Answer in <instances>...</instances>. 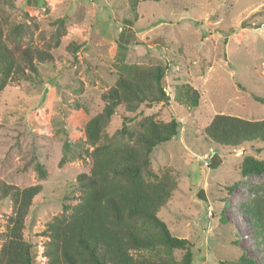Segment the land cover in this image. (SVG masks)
<instances>
[{
  "label": "rangeland",
  "instance_id": "1",
  "mask_svg": "<svg viewBox=\"0 0 264 264\" xmlns=\"http://www.w3.org/2000/svg\"><path fill=\"white\" fill-rule=\"evenodd\" d=\"M18 23L30 27L36 45L60 32L54 59L38 64L31 81L9 83L0 92V179L18 187L42 185L23 229L34 264H45V224L62 204L77 201L76 175L91 166L86 156L60 166L64 143L76 148L87 120L102 110L101 93L115 82L117 57L166 66L165 100L142 105L134 120L150 115L177 121L176 135L150 154L152 169H171L177 184L158 217L192 244L193 264H219L240 254L264 264V241L257 242L243 211L252 188L264 185V172L240 173L246 156L264 159V146L253 141L226 148L204 135L218 113L264 119V106L254 99L264 96V0H0L1 36ZM72 43L79 46L73 53L67 48ZM180 83L198 90L196 107L175 99ZM120 125L114 114L104 132L111 135ZM36 163L46 171L42 179ZM235 181L228 194L226 186ZM10 214V203L0 201V233ZM181 253L174 252L177 258Z\"/></svg>",
  "mask_w": 264,
  "mask_h": 264
},
{
  "label": "trees",
  "instance_id": "2",
  "mask_svg": "<svg viewBox=\"0 0 264 264\" xmlns=\"http://www.w3.org/2000/svg\"><path fill=\"white\" fill-rule=\"evenodd\" d=\"M128 20L124 21L131 25ZM1 31L0 92L9 83L31 81L38 64L54 59L51 49L59 45L60 35L55 30L50 39L36 45L32 30L23 23L9 27L4 38ZM121 41L116 39L115 44L119 47ZM67 48L73 53L79 46L72 43ZM116 63L115 82L101 93L102 110L87 120L76 148L64 143L60 166L85 156L90 157L91 166L88 173L76 175L78 194L73 199L77 201L62 204L61 212L41 232L45 264H193L192 244L173 235L157 215L177 188L174 175L171 169L159 174L150 164L152 150L176 135L177 121H160L150 115L134 121L142 105L165 100L166 66L126 63L123 57H117ZM174 93L179 103L198 105L199 92L188 83L177 84ZM254 99L264 106V96ZM114 114L121 117V125L107 135L104 129ZM204 135L208 142L226 148L253 141L264 146V119L218 113L205 126ZM35 170L40 179L45 177L40 163ZM263 172L264 159L248 155L241 163V175ZM238 184L227 185V193ZM41 190L40 183L18 187L0 179V201L11 205L7 228L0 233V264H34L32 244L24 239L23 229L32 200ZM252 191L254 196L243 211L255 228L257 242L264 241V185ZM178 250L182 253L177 258L174 252ZM219 264L256 263L240 254Z\"/></svg>",
  "mask_w": 264,
  "mask_h": 264
}]
</instances>
